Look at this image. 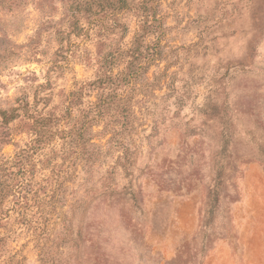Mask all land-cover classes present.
<instances>
[{
	"label": "rangeland",
	"instance_id": "374dc122",
	"mask_svg": "<svg viewBox=\"0 0 264 264\" xmlns=\"http://www.w3.org/2000/svg\"><path fill=\"white\" fill-rule=\"evenodd\" d=\"M117 1L0 0V109H28L0 121V264H207L223 241L264 264L236 212L264 187V0ZM131 61V115L100 113ZM30 114L86 140L35 149Z\"/></svg>",
	"mask_w": 264,
	"mask_h": 264
},
{
	"label": "trees",
	"instance_id": "16d2710c",
	"mask_svg": "<svg viewBox=\"0 0 264 264\" xmlns=\"http://www.w3.org/2000/svg\"><path fill=\"white\" fill-rule=\"evenodd\" d=\"M117 2L119 3L120 9H123V10L127 9L128 7L127 0H118ZM144 24L146 25V21ZM147 34L148 33L146 32H144L143 35H139V32L136 33L135 42L139 41L140 38H142L143 36L145 37ZM140 43L141 42L139 41L138 45ZM141 63L142 62H138V63H134L133 61L129 62L128 65L117 74L116 76L117 84L114 85V83H111L109 81L107 84L108 86H104L103 91L104 92L106 91L108 96L106 97V101H104V104L100 105L99 107L100 113H102L103 107L105 105L110 106L113 103V101H115L116 99H119L118 100L119 103H121L122 101V103L125 105L123 113H128V115H131L132 111L130 110V101L125 100L123 102L122 100L123 95L121 96V91L123 87H126L129 84H131L135 78L139 77L144 72L145 68L143 67ZM105 75L108 76V79H112L113 77V74H109L108 72ZM25 106L26 104L24 105L20 104L19 106L13 107L10 110L0 109L1 123L4 125L10 124L12 121L20 117V110L22 109H24L26 113H28V109L25 108ZM30 118L33 120L34 131L36 135V137L33 140V143H34L33 147L35 149H39L46 144H50L56 138H59V137L64 138L67 136V134L69 135L74 134L75 137L79 138L82 142H85L86 140L87 127H84L83 125L78 128L76 127L74 131L73 129H71L69 132H67L65 128H62V129L55 128L59 124V118L57 117L44 116V115L35 116V114H30ZM9 191H11L9 190V188L3 187L0 184V203L1 204L4 203V201L10 194Z\"/></svg>",
	"mask_w": 264,
	"mask_h": 264
},
{
	"label": "crops",
	"instance_id": "0c3cea01",
	"mask_svg": "<svg viewBox=\"0 0 264 264\" xmlns=\"http://www.w3.org/2000/svg\"><path fill=\"white\" fill-rule=\"evenodd\" d=\"M237 229L242 242H264V187H249L242 203H238ZM263 250V246L261 247ZM235 248L228 241L221 242L212 252L207 264H231ZM234 264V263H233Z\"/></svg>",
	"mask_w": 264,
	"mask_h": 264
}]
</instances>
